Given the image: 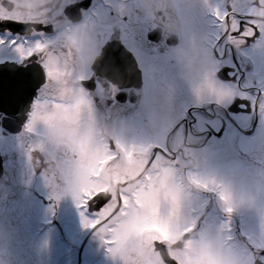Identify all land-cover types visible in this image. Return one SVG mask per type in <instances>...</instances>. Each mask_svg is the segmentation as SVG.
<instances>
[{
    "label": "snow or ice",
    "instance_id": "snow-or-ice-1",
    "mask_svg": "<svg viewBox=\"0 0 264 264\" xmlns=\"http://www.w3.org/2000/svg\"><path fill=\"white\" fill-rule=\"evenodd\" d=\"M175 15L169 38L141 0H0V93H34L14 146L22 181L41 178L53 212L71 195L114 259L135 236L142 264H193L205 240L204 264H264V210L217 204L264 182V0H177ZM69 18L87 45L60 31ZM177 43L198 56L187 80L168 56ZM85 50L102 55L84 67ZM157 185L188 188L169 204ZM177 234L193 238L182 255Z\"/></svg>",
    "mask_w": 264,
    "mask_h": 264
},
{
    "label": "rangeland",
    "instance_id": "rangeland-1",
    "mask_svg": "<svg viewBox=\"0 0 264 264\" xmlns=\"http://www.w3.org/2000/svg\"><path fill=\"white\" fill-rule=\"evenodd\" d=\"M5 147L8 150L6 144ZM12 164L15 163L11 157L7 163L8 173L15 171L12 170ZM15 173H18L16 177L21 182L23 190L16 197V200L12 199L8 191H6V197L0 199V229L7 232V234L0 236V241L8 242L5 244L6 249H8L1 251L0 258L4 256L2 261L0 260V264H64L65 259H63L64 261L62 259L58 261V259L61 255L62 258H65V254L68 260L72 257V262H74L79 250L84 251L80 242L81 237L88 235L89 239L85 243L86 250L98 242L100 238L94 230L89 231V228L84 227L80 211L76 209V202L71 195H66L57 202L58 212L62 211L61 217H51L49 214L50 203L47 206L41 205L42 203L31 195L30 190L32 188L29 187H37L36 190L45 195L47 201H51L49 189L43 180L36 177L30 184L26 185L22 181L20 170L18 169ZM13 175L15 174L13 173ZM17 182L14 181L13 184ZM240 215L244 216L246 228L258 229V218L254 217L249 221L247 214ZM61 228L69 239V245H71L68 250L62 248L66 242L63 237H60ZM88 253L89 251H87ZM108 258L104 264H119L118 259H114L111 255Z\"/></svg>",
    "mask_w": 264,
    "mask_h": 264
},
{
    "label": "clouds",
    "instance_id": "clouds-1",
    "mask_svg": "<svg viewBox=\"0 0 264 264\" xmlns=\"http://www.w3.org/2000/svg\"><path fill=\"white\" fill-rule=\"evenodd\" d=\"M18 2H20V0H9L10 4ZM59 2L60 0H44L45 6L54 5ZM141 6L145 14L155 19L162 37L171 38L178 31L180 25L175 15L177 11V0H141ZM76 23V21L69 18L66 22L60 25V31L67 33L72 37L71 43L73 46L87 45L89 38L86 36L82 37L76 31ZM101 55L102 53L100 51L85 50L79 64L87 67L98 60ZM168 56L178 66V74L181 78L186 80L189 78V74L194 71L198 63L196 50L190 45L177 43V46L173 47L168 52ZM187 188L188 186L185 185L179 190L169 188L167 191H164L162 185H157L156 191L162 194L163 199L167 203L172 204L179 201L181 194L187 191ZM224 196L227 198L226 200L219 199L218 195V206L227 203L236 211L264 210V182L243 189L230 187L224 193ZM5 234V230L0 229V235ZM189 239L193 238L177 234L173 241L174 251L181 255L188 251L189 249L186 248V244ZM212 247L213 244L211 241H194L190 249L193 264H204L205 254L209 252ZM147 255V250L142 249L135 236H132L122 247L117 259L119 264H142V261ZM214 264H240V261L231 253H224L214 261Z\"/></svg>",
    "mask_w": 264,
    "mask_h": 264
},
{
    "label": "flooded vegetation",
    "instance_id": "flooded-vegetation-1",
    "mask_svg": "<svg viewBox=\"0 0 264 264\" xmlns=\"http://www.w3.org/2000/svg\"><path fill=\"white\" fill-rule=\"evenodd\" d=\"M92 2V0H80V5L82 7H87L88 5H90ZM114 54H116V51H114ZM132 79H134L133 77H131ZM28 114V113H27ZM27 114L26 112L23 114V116H10L8 115V117H5L4 119H0V165H1V174H0V181H3V183L5 185H7V188L10 187V189H7L8 192H10V196L12 197L13 200H16V197L20 194L21 190H23V187L21 182H19V180L17 179V174L15 173L18 169L20 170L22 167V160L20 159L19 153L17 150H15V143H16V134L19 133L21 131V129L23 128V125L27 119ZM25 118V120H23ZM5 144L7 145L8 150H6ZM12 157V161L15 164L13 165V169L15 170L14 172L8 173L9 170H7V163L10 161V158ZM13 173L15 175H13ZM7 177V179H6ZM14 181H18L17 183L13 184ZM9 185V186H8ZM32 189L31 191V195L36 197V199L39 200V202H41V205H49L53 203V201H47V198L45 197V195L40 194L38 190H36L35 187L29 186ZM30 189V188H29ZM7 192H5V190L0 189V199L6 197ZM58 203H55V210L54 212L50 210V216L51 217H61V213L62 211H60V213L58 212ZM76 209H78L80 211V209L77 207L76 205ZM52 214V215H51ZM1 224V223H0ZM58 227V226H57ZM59 229V228H58ZM62 233L64 234V239L66 244L62 246V248H64L65 250H68L69 247L71 245H69V239L66 237L65 232L63 231V229L61 228ZM93 230L92 228H89V231ZM6 232V231H5ZM7 234V232H6ZM14 237V235H13ZM88 235H85L84 237L80 238V242L81 245L84 249L83 252H81L79 250L76 261L72 262V257L67 258L66 254H65V258H62V255L59 256L60 259H58V261H60L61 259H65L64 264H104L105 262H107V260L109 259L108 257H101V254L103 252V248L100 246L101 244V240L98 239V242L96 244H93L92 246H90V249L86 250L85 249V243L86 240L88 241ZM8 242H3L0 241V255H1V251H5L7 250L5 247V244H7ZM13 244V243H12ZM75 248V247H74ZM71 249V248H70ZM87 251H89V253L87 254ZM108 253V251H107ZM108 256L110 255L109 253L107 254ZM4 256V255H3ZM2 256V258H3ZM52 256V255H50ZM2 258H0V260L2 261ZM53 259V257H51ZM4 260V259H3Z\"/></svg>",
    "mask_w": 264,
    "mask_h": 264
},
{
    "label": "water",
    "instance_id": "water-1",
    "mask_svg": "<svg viewBox=\"0 0 264 264\" xmlns=\"http://www.w3.org/2000/svg\"><path fill=\"white\" fill-rule=\"evenodd\" d=\"M116 54H118V50ZM113 52V55H116ZM130 78H134V74L129 72ZM6 80H11V77L6 74ZM34 95L31 89H28L23 94H17L11 89L10 84H5L2 93H0V109L6 111L9 115L12 116H22L24 111L27 110L31 102V96Z\"/></svg>",
    "mask_w": 264,
    "mask_h": 264
}]
</instances>
